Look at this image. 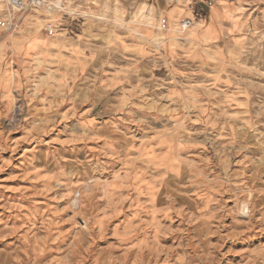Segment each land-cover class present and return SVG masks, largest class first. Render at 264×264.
<instances>
[{
    "label": "rangeland",
    "instance_id": "rangeland-1",
    "mask_svg": "<svg viewBox=\"0 0 264 264\" xmlns=\"http://www.w3.org/2000/svg\"><path fill=\"white\" fill-rule=\"evenodd\" d=\"M50 1L0 58V264H264V0Z\"/></svg>",
    "mask_w": 264,
    "mask_h": 264
},
{
    "label": "crops",
    "instance_id": "crops-1",
    "mask_svg": "<svg viewBox=\"0 0 264 264\" xmlns=\"http://www.w3.org/2000/svg\"><path fill=\"white\" fill-rule=\"evenodd\" d=\"M4 15L5 6L0 1V18L4 17ZM23 18L24 16L22 17L18 27L13 30L7 31L4 28H0V58L2 55L8 53L12 49L13 51H16V54H20V51L29 48L34 55H38L39 53L42 54L47 50L53 49L52 44H56L51 42L39 32V25L34 23L35 21L33 19H30L29 22H22ZM73 30L74 29L70 27L68 28L67 33H74ZM43 38H46V43L41 42ZM35 40L36 42H34Z\"/></svg>",
    "mask_w": 264,
    "mask_h": 264
},
{
    "label": "built area",
    "instance_id": "built-area-1",
    "mask_svg": "<svg viewBox=\"0 0 264 264\" xmlns=\"http://www.w3.org/2000/svg\"><path fill=\"white\" fill-rule=\"evenodd\" d=\"M5 6V15L0 18V28H4L7 31L13 30L18 27L23 15L30 9L34 7L47 6L48 9L56 8L57 5L54 3H49L50 0H0ZM51 2V1H50ZM189 19H184L181 21L182 27H187L190 24ZM166 19L163 18L160 21L161 28L166 27ZM46 33L53 34V28L48 27Z\"/></svg>",
    "mask_w": 264,
    "mask_h": 264
},
{
    "label": "bare ground",
    "instance_id": "bare-ground-1",
    "mask_svg": "<svg viewBox=\"0 0 264 264\" xmlns=\"http://www.w3.org/2000/svg\"><path fill=\"white\" fill-rule=\"evenodd\" d=\"M68 22V21H67Z\"/></svg>",
    "mask_w": 264,
    "mask_h": 264
}]
</instances>
